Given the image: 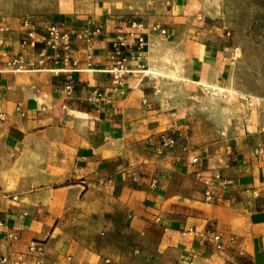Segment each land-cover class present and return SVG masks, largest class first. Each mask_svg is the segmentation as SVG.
Masks as SVG:
<instances>
[{"label": "crops", "instance_id": "1", "mask_svg": "<svg viewBox=\"0 0 264 264\" xmlns=\"http://www.w3.org/2000/svg\"><path fill=\"white\" fill-rule=\"evenodd\" d=\"M82 1L31 16L41 35L52 22L94 32L90 67L75 41L83 70L73 72L71 95L66 73L55 74L53 65L0 75V255L43 240V264H264V106L232 101L217 141L196 140L188 98L185 108L170 91L172 53L185 56L192 94L206 97L226 80V42L190 38L192 28L179 27L201 0H92L80 9ZM135 20L160 22L167 34L150 33L149 48L119 85L106 70L111 42L135 31ZM7 24L0 35L19 52L21 21ZM167 131L183 144L159 152ZM91 194L128 209L139 244L107 253L76 240L64 220ZM199 231L220 234L222 246Z\"/></svg>", "mask_w": 264, "mask_h": 264}, {"label": "rangeland", "instance_id": "2", "mask_svg": "<svg viewBox=\"0 0 264 264\" xmlns=\"http://www.w3.org/2000/svg\"><path fill=\"white\" fill-rule=\"evenodd\" d=\"M72 1L75 0H0V21L14 23L36 14L54 15L68 9ZM89 1L92 0L80 2L79 8L86 9ZM197 7V13L181 21L179 27L192 28L190 38L200 35L210 41L226 42L230 63L226 80L220 84L234 88L237 94L232 100L226 95L211 98L209 94H192L196 83L188 79L190 69L183 53L168 57L176 75L170 76V91L185 108L188 98L194 139L214 142L226 130L223 110L232 101L264 106V0H201ZM178 142L183 144L179 139ZM132 218L120 203L91 194L70 208L64 221L79 242L115 253L119 249L129 251L140 242L137 234L130 232Z\"/></svg>", "mask_w": 264, "mask_h": 264}, {"label": "built area", "instance_id": "3", "mask_svg": "<svg viewBox=\"0 0 264 264\" xmlns=\"http://www.w3.org/2000/svg\"><path fill=\"white\" fill-rule=\"evenodd\" d=\"M22 37L21 47L19 52H12L8 46L4 35H0V75L7 70L22 72L32 70L46 69L49 65H53L51 70L55 74L61 72L66 73L64 90L68 95L74 91L73 72L83 70L81 57L75 54L77 50L75 46L76 40H81L84 46L87 66L93 64L95 44L93 40L94 32L86 28L81 31L62 30L59 25L52 22L46 26V31L41 35L38 31V26L32 17H24L21 21ZM135 31H130L128 36H118L112 42V50L109 54V63L107 72L111 75L112 80L116 84H122L124 80L134 72L133 60L138 59L149 48L150 33L167 34V28L160 22L149 23L145 20L133 21L131 24ZM10 30V25L4 23L0 25V31L5 32ZM42 46L37 49L38 45ZM237 50V48H236ZM97 96L103 94L97 91ZM159 152L165 149H175L178 144V139L172 132H163L160 138ZM199 156H193V163L199 162ZM220 177L227 185L231 182L230 178ZM206 183L213 185L207 179ZM214 190L207 188L206 195L211 197ZM195 231V229H189ZM198 234L202 237H209L216 242L218 247H221V235L216 233L209 235L199 231ZM47 249V244L43 240H33L28 244L25 250L18 255L1 254L0 264H43V257ZM32 257V261H29Z\"/></svg>", "mask_w": 264, "mask_h": 264}, {"label": "bare ground", "instance_id": "4", "mask_svg": "<svg viewBox=\"0 0 264 264\" xmlns=\"http://www.w3.org/2000/svg\"><path fill=\"white\" fill-rule=\"evenodd\" d=\"M207 91H208V94L211 98H220V97H224L226 95L229 100L234 99L236 97V94H237V91L234 88L226 87V86H222V85L211 86V87H209V89H207Z\"/></svg>", "mask_w": 264, "mask_h": 264}]
</instances>
